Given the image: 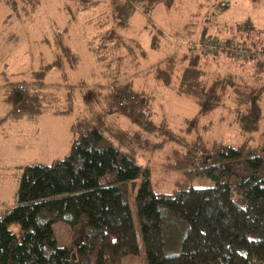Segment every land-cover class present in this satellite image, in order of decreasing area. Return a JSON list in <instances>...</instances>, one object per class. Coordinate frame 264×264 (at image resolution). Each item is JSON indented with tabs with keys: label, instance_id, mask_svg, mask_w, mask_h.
<instances>
[{
	"label": "trees",
	"instance_id": "trees-1",
	"mask_svg": "<svg viewBox=\"0 0 264 264\" xmlns=\"http://www.w3.org/2000/svg\"><path fill=\"white\" fill-rule=\"evenodd\" d=\"M22 1L34 6L38 0ZM80 1L85 7L98 0ZM156 1L110 0L111 17L115 24L126 26L137 6L147 10ZM218 4L219 10L229 5L222 0ZM205 28L203 41L207 38V42L223 43L224 49L207 54L190 44L188 53L171 54L151 69L163 85H173L178 95L192 97L197 103V114L187 121L185 134L178 137L163 122L156 126L150 119L148 96L132 90L130 82L125 83L129 91L125 84H113L111 90L118 88L119 93L111 94L107 113L121 114L139 130L162 139L151 144L146 138L140 143L139 131L129 135L107 126L102 119L91 127L71 126L72 141L62 159L21 167L16 204L0 213V264H123L125 257L139 253L132 207L147 264H264V178L259 175L264 164V140L256 149L207 142L197 129L199 117L220 107L230 94L235 95L234 114L243 131L253 133L259 128L264 45L253 39L252 34L259 30L250 17L230 25L229 30H234L231 36H226L228 30L224 28L216 30L220 40L206 35ZM59 36L52 62L34 71L31 81L4 84V102L9 108L0 117V124L7 119H31L51 106L49 99H54V92L45 83V76L51 70H61L66 77L62 59L66 58L71 67L77 61ZM236 39L247 46H243L248 50L247 60L254 61L260 70L253 85L243 84L232 73L209 74L205 68L204 60L210 56L238 60L240 56L236 58L229 49L238 45ZM113 41L122 46L111 29L88 44L90 53L106 67L108 52H99L112 48ZM75 86L85 85L65 86L62 94L71 99ZM95 89L81 91L85 104L99 99L100 92ZM70 110L67 104L56 111ZM131 140L152 150L162 149L166 143L176 144L167 156L165 170L180 175L169 191L156 190L150 166L139 161ZM197 179H207L211 185L196 186L193 183ZM82 216L87 219L84 240L76 248L59 246L53 225L61 221L74 227ZM11 225H17L20 234ZM170 241H178L180 248L166 255L164 248Z\"/></svg>",
	"mask_w": 264,
	"mask_h": 264
},
{
	"label": "rangeland",
	"instance_id": "rangeland-1",
	"mask_svg": "<svg viewBox=\"0 0 264 264\" xmlns=\"http://www.w3.org/2000/svg\"><path fill=\"white\" fill-rule=\"evenodd\" d=\"M220 1L173 0L171 5H167L158 0L147 10L137 6L127 25L119 26L111 17L110 0H98L96 4L85 7L80 0H38L34 6L22 0H0V117L6 115L9 108L4 102V84L7 81H31L34 71L50 64L53 53L57 51L56 38L60 37L59 33L64 44L77 57L74 67L70 66L66 58L62 59L66 77L61 70H51L45 76V83L54 92V99H49V108L31 119H7L0 124V213L16 204L21 167L30 163H51L67 154L72 141L71 126L91 127L102 119L107 126L121 129L129 135L139 131L140 143L146 138L151 144L162 139L139 130L121 114L107 113L111 94L119 93L118 88L111 90L113 84L130 82L132 90L148 96L150 119L156 126L163 122L178 137L184 135L187 121L195 117L198 105L192 97L178 95L173 85L166 86L155 79L151 69L171 54L181 56L188 53L190 44L201 48V43L207 39H202L204 26H208L205 28L206 35L213 34V39L220 40L221 36H217L216 30L224 28L228 30L225 31L226 36H231L234 30H229L230 25L246 17H250L259 30L252 34L253 39L264 45V3L222 0L229 5L225 10H219ZM111 29L117 34L122 46L119 47L118 42L113 41V47L107 48L108 51L105 48L100 50L99 53L108 52L106 67L90 53L88 44L97 41L102 33ZM152 42L156 45L152 46ZM234 42L247 47L238 39ZM246 57L242 55L238 60H231L222 55L213 59L210 56L204 60V65L209 74L210 71L232 73L243 84L253 85L259 69L254 66V61ZM80 82L85 86H75L71 99L62 94L65 86ZM125 86L127 90V84ZM90 87L98 89L100 97L85 104L81 91ZM109 90L112 91L110 94ZM230 95L220 107L199 117L197 129L207 142L214 140L234 146L244 144L251 149L258 148L264 140V95L261 102L262 120L253 133L243 131L236 121L235 95ZM67 104L71 105L69 112L56 111L64 109ZM130 144L139 161L150 166L156 190L169 191L180 175V172L165 170L167 156L176 144L166 143L158 150H152L149 146L144 149L132 140ZM259 175L264 178V164ZM193 184L208 186L211 181L197 179ZM130 199L132 201L133 195ZM132 212L139 253L125 257L123 264H147L133 207ZM11 228L20 234L17 225H11ZM86 229L85 216L74 227L61 221L53 225L58 245L74 248L84 240ZM179 248L178 241H170L164 251L170 255L177 253Z\"/></svg>",
	"mask_w": 264,
	"mask_h": 264
},
{
	"label": "built area",
	"instance_id": "built-area-1",
	"mask_svg": "<svg viewBox=\"0 0 264 264\" xmlns=\"http://www.w3.org/2000/svg\"><path fill=\"white\" fill-rule=\"evenodd\" d=\"M200 47L203 50V52L210 54L217 50L224 49L225 45L223 43H218L214 41H211V42L204 41L201 43ZM229 49L234 53L235 57L242 56V55L246 56L248 53V50L245 47H241L236 44L231 45Z\"/></svg>",
	"mask_w": 264,
	"mask_h": 264
}]
</instances>
